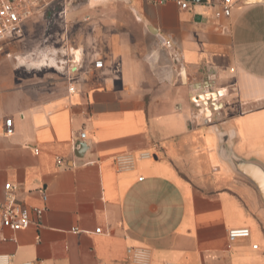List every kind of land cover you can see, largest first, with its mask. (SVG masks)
<instances>
[{"label": "crops", "instance_id": "crops-1", "mask_svg": "<svg viewBox=\"0 0 264 264\" xmlns=\"http://www.w3.org/2000/svg\"><path fill=\"white\" fill-rule=\"evenodd\" d=\"M67 1V77L23 80L0 53V203L9 182L45 206L38 225L0 223V264H132L130 246L150 264H264L261 196L217 153L223 133L264 165V0L228 17L221 0ZM234 227L250 235L229 242Z\"/></svg>", "mask_w": 264, "mask_h": 264}, {"label": "built area", "instance_id": "built-area-1", "mask_svg": "<svg viewBox=\"0 0 264 264\" xmlns=\"http://www.w3.org/2000/svg\"><path fill=\"white\" fill-rule=\"evenodd\" d=\"M181 7L186 8L188 3L179 1ZM233 0H221L220 8L215 11V16H226L231 14ZM69 7L67 0H0V40L19 34L25 24L34 16L48 15L53 11L60 15H66ZM96 68H101L103 62L96 59L94 62ZM12 119L5 120L4 132L6 135L13 133ZM80 137L84 138L85 133L81 132ZM147 156V154H143ZM60 162V161H58ZM118 169H127L133 166L134 158L130 153L118 154L114 159ZM6 194L4 200L0 203V223L2 226L11 230H22L28 228L31 224H39V220L45 210L42 206H29L25 202L18 200L12 193V185L8 182L4 185ZM46 195L42 193L41 200L46 201ZM96 231H100L97 228ZM250 235L247 227H234L228 230L227 238L231 242L237 238H244ZM257 247L256 244L253 245ZM129 260L132 264H150L149 252L146 248L130 246L127 249Z\"/></svg>", "mask_w": 264, "mask_h": 264}, {"label": "rangeland", "instance_id": "rangeland-1", "mask_svg": "<svg viewBox=\"0 0 264 264\" xmlns=\"http://www.w3.org/2000/svg\"><path fill=\"white\" fill-rule=\"evenodd\" d=\"M115 9L123 10L124 7L118 6ZM68 22V18L57 11L51 12L50 15L46 12L44 15L34 16L19 34L0 40V53L14 62L17 70L24 75L23 80H26L27 76L31 80H37L39 77H67L71 67L76 68L73 63L75 57L71 51L76 48L77 31V26L74 25L71 29ZM46 57H54L57 66L35 65ZM179 173L183 176V173Z\"/></svg>", "mask_w": 264, "mask_h": 264}, {"label": "water", "instance_id": "water-1", "mask_svg": "<svg viewBox=\"0 0 264 264\" xmlns=\"http://www.w3.org/2000/svg\"><path fill=\"white\" fill-rule=\"evenodd\" d=\"M189 2H204L206 0H187ZM209 104V103H208ZM211 104V103H210ZM209 104V105H210ZM205 99L203 100V111L205 113L206 108ZM210 109V108H208ZM209 114V112H208ZM209 119L208 115L205 113L204 120L207 121ZM225 136L223 133L220 134L219 146L217 149V153L221 160L225 162L229 168L239 177L245 179L247 182L252 184L259 195L264 204V165L260 162L245 159L236 155L232 150L226 147L225 145Z\"/></svg>", "mask_w": 264, "mask_h": 264}, {"label": "bare ground", "instance_id": "bare-ground-1", "mask_svg": "<svg viewBox=\"0 0 264 264\" xmlns=\"http://www.w3.org/2000/svg\"><path fill=\"white\" fill-rule=\"evenodd\" d=\"M77 57H78V54L76 53V58ZM36 63H35V65H37V66H45V65H55V66H57L56 60L54 59V57H46V58H43V59H41L40 61H38ZM206 106H207V104H206ZM205 112H206V114H208V106L205 108Z\"/></svg>", "mask_w": 264, "mask_h": 264}]
</instances>
